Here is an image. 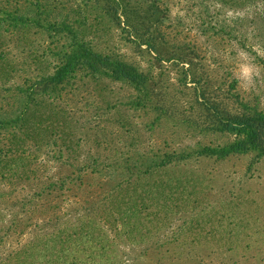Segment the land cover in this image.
Listing matches in <instances>:
<instances>
[{
    "label": "rangeland",
    "instance_id": "374dc122",
    "mask_svg": "<svg viewBox=\"0 0 264 264\" xmlns=\"http://www.w3.org/2000/svg\"><path fill=\"white\" fill-rule=\"evenodd\" d=\"M0 264H264V0H0Z\"/></svg>",
    "mask_w": 264,
    "mask_h": 264
},
{
    "label": "trees",
    "instance_id": "16d2710c",
    "mask_svg": "<svg viewBox=\"0 0 264 264\" xmlns=\"http://www.w3.org/2000/svg\"><path fill=\"white\" fill-rule=\"evenodd\" d=\"M252 124H255V122H251V119L244 117L230 120L227 126L228 128H238L239 130H244L248 133H256L257 128Z\"/></svg>",
    "mask_w": 264,
    "mask_h": 264
}]
</instances>
